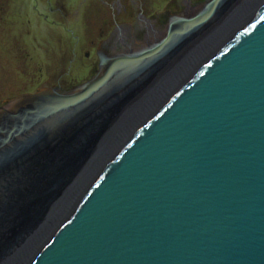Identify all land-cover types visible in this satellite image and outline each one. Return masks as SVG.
<instances>
[{
	"label": "water",
	"instance_id": "obj_1",
	"mask_svg": "<svg viewBox=\"0 0 264 264\" xmlns=\"http://www.w3.org/2000/svg\"><path fill=\"white\" fill-rule=\"evenodd\" d=\"M153 40L0 106V264H264V0Z\"/></svg>",
	"mask_w": 264,
	"mask_h": 264
},
{
	"label": "rangeland",
	"instance_id": "obj_2",
	"mask_svg": "<svg viewBox=\"0 0 264 264\" xmlns=\"http://www.w3.org/2000/svg\"><path fill=\"white\" fill-rule=\"evenodd\" d=\"M188 2L195 9L203 0ZM187 5L184 0H0V105L42 85L66 92L89 81L96 63L84 54L113 32L116 46L125 48L129 35L123 29L117 36L118 26L134 29L142 41L140 16L156 24L168 11L183 15Z\"/></svg>",
	"mask_w": 264,
	"mask_h": 264
},
{
	"label": "flooded vegetation",
	"instance_id": "obj_3",
	"mask_svg": "<svg viewBox=\"0 0 264 264\" xmlns=\"http://www.w3.org/2000/svg\"><path fill=\"white\" fill-rule=\"evenodd\" d=\"M189 0H184V3H185V5H187L189 2H188ZM206 0H203V2H205ZM202 2V3H203ZM190 9H192V7L191 6H188L187 5V7L186 8H184V9H182V11L180 12V13H182V12H187L188 10H190ZM179 14V12H174V13H170V11H168V13L167 14H165V16H162L161 18H160V20H154V22L156 23V24H154L153 23V21H151V20H145V19H143V18H141V16L137 19V21L138 22H140L141 23V25L139 24V27L137 26V28H138V33H140L141 34V36H142V38H143V40L145 41L146 39H157V38H159L160 37V34L165 30V28L168 26V24H169V22H170V20L175 16V15H178ZM144 24H148L149 25V28L147 29L146 27H145V25ZM125 30V31H127L128 32V35H129V37H131V38H129V39H133L134 41H132V42H136V41H141V40H139L138 39V35L137 36H135L134 35V33H133V30L134 29H132V28H121L120 26H118L117 27V30H116V34H117V36H118V33L121 31V30ZM141 29V30H140ZM131 31V32H130ZM103 34H105V32L103 31V32H101V37H102V35ZM116 38L117 37H115V39H114V32L112 33V35H110L107 39H105L103 42H101L97 47H95V49L92 51V52H86L85 54H84V56H83V58H85V60H88L90 57H91V55H93V58H95V68H94V71L92 72V74H91V76H90V78L89 79H91L92 77H94L96 74H97V72H98V69H99V67H98V65H99V59L100 58H103V57H105V56H109L110 54H111V52L112 51H114L115 50V47H116ZM142 40V41H143ZM154 41V40H153ZM115 43V44H114ZM93 44H95V42L93 41ZM88 79V80H89ZM85 81H87V80H85ZM85 81H83V82H81V83H79V84H77V85H80V84H82V83H84ZM76 85V86H77ZM43 86V85H42ZM41 86V87H42ZM75 86V85H74ZM73 85L72 86H70L69 88H68V90H70V89H72L73 87H74ZM40 87V88H41ZM64 91H66V90H64ZM29 93V92H28ZM25 94V93H24ZM10 101V100H9ZM7 103V102H6ZM6 103H3L2 104V106L4 105V104H6ZM1 106V105H0Z\"/></svg>",
	"mask_w": 264,
	"mask_h": 264
},
{
	"label": "bare ground",
	"instance_id": "obj_4",
	"mask_svg": "<svg viewBox=\"0 0 264 264\" xmlns=\"http://www.w3.org/2000/svg\"><path fill=\"white\" fill-rule=\"evenodd\" d=\"M124 32V31H123ZM131 32V31H130ZM136 32V31H135ZM128 33V32H127ZM134 33V32H133ZM125 38V37H124ZM131 38V37H130ZM127 39V38H126ZM121 40V39H120ZM132 41H134L133 39H129V37H128V39H127V42H126V46H125V48H121L122 47V45H120V48L122 49V50H126V49H130V47H129V45H132L134 42H132ZM116 42H118V41H116ZM137 42V41H136ZM115 44V43H114ZM124 44V43H123ZM116 47H118V45L116 46ZM119 48V49H120Z\"/></svg>",
	"mask_w": 264,
	"mask_h": 264
}]
</instances>
